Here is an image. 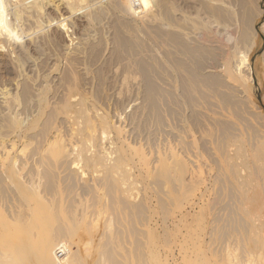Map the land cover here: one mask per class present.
I'll use <instances>...</instances> for the list:
<instances>
[{
	"label": "rangeland",
	"instance_id": "rangeland-1",
	"mask_svg": "<svg viewBox=\"0 0 264 264\" xmlns=\"http://www.w3.org/2000/svg\"><path fill=\"white\" fill-rule=\"evenodd\" d=\"M16 1L0 0L3 13L0 20L6 16L8 19L2 20L10 23L9 28L17 27L19 35L16 36H21L17 41L8 31L7 38L11 40L6 41V30L5 35L2 30L5 27L0 26V93L6 88L5 97L9 100L8 103L0 94V132L11 131L16 118L23 125L30 124V129L33 126L30 134L34 137V146H26L27 140L23 145L18 143V149L24 153H30L38 141L41 143L48 136L43 133H50L55 125L72 133L74 145L60 157L70 161L67 172L62 174L63 186H69L64 187L65 193L73 191L66 199L94 203L97 192L89 187L97 182L113 218L111 230L104 234L99 233V226L93 227L94 231L89 228L91 232L86 233L88 227L84 221L72 219L67 223L66 218L60 217L59 240L71 246L83 240V253H90L94 260L102 249L100 246L108 247L115 256L107 264H169L173 257L176 264H187L179 253L182 247L190 249L187 251L192 259L190 264H230L231 261L232 264H264V0H169L171 18L181 24L201 29L218 25L219 31H223L229 20H239L234 33L243 41L240 48L245 55H250L248 41L259 33L262 45L242 68L252 78L245 87L226 81L220 70L208 68L218 54L223 56L225 43L217 51L207 45L188 47L187 39L178 38L175 29L166 24L168 21L158 27L167 36L154 39L150 30L122 10L121 0H91V6L83 9L85 4L82 6L81 0V3L77 0L78 9L65 12L63 8L58 13L44 0ZM42 5L46 6L48 15L44 28L38 30L30 24L28 15L29 9ZM60 13L63 14L60 16ZM188 49L186 53L184 50ZM102 113L114 118L124 130V138L138 152H148L150 163H157L158 152L171 156L173 150L187 168L200 170L208 185L206 192L199 190L204 192L202 202L198 199L201 198L199 191L196 198L190 196L194 193L189 190L192 184L168 198L165 192L180 183L177 180L183 170L176 168V172L171 166V171L164 172L155 167L151 179L139 177V187L143 192V188L155 184L157 195L151 201L157 211L156 227L140 224L146 219L140 212L141 191L122 169L125 165L111 129L100 125ZM100 170L105 171V177H100ZM172 170L176 172L173 177ZM50 179L47 187L52 188L57 178ZM160 184L164 185L159 187ZM111 185L116 186L112 189ZM116 194L125 202L122 218L118 210L112 209ZM192 198L199 202L194 210ZM202 205L205 206L201 208ZM66 209L70 211V207ZM144 213L148 215L149 211ZM184 213L190 215L185 224L174 225V218L178 220ZM104 221H101L103 225ZM224 240L229 241L234 252L225 250ZM87 241L90 243L86 244ZM217 250L223 257L226 252L228 255L233 252L234 258L227 255L217 262L220 259V255L216 256ZM171 251L173 254H169ZM153 252L158 253L156 258ZM159 254L161 258L166 254L164 257L168 259L158 263ZM94 260L90 264L101 262Z\"/></svg>",
	"mask_w": 264,
	"mask_h": 264
},
{
	"label": "bare ground",
	"instance_id": "bare-ground-1",
	"mask_svg": "<svg viewBox=\"0 0 264 264\" xmlns=\"http://www.w3.org/2000/svg\"><path fill=\"white\" fill-rule=\"evenodd\" d=\"M17 1H16V3H17ZM31 1H33V0H31ZM44 1L47 5L51 3L53 5L54 9L57 11V13L60 12L61 9H63V8H65V12L66 11L68 12V9H70L71 11H74V10H76V8L78 6H80V5H76V3H78V2H76L77 0H44ZM90 1L91 0H81L82 6H83V4H85L87 6V7H84L85 6L84 5L81 9L90 7L91 6L90 4L92 3V2L90 3ZM40 2H42V1H40ZM79 2H80V0H79ZM20 3H22V2H20ZM121 3H122L121 4L122 10L125 13L131 15L138 22H140V24L143 27L150 30L152 32V35H153L152 38H154V39H160V38H163L164 36H167L168 33L165 34V33L159 32L158 27L161 24L165 23L164 21H168V23H166V24L168 25V27H170V29H171V27L175 29L174 33H176L178 38L183 37L184 39H187V41H188L187 43H189L188 47L207 45V46L211 47L213 50L217 51L218 49L221 50V45H223L225 43V50H224L225 52H224L223 56L220 57V55L218 54L219 57L216 56L215 59L212 58L213 60L209 62L208 68H210L212 70H214V69L220 70L223 73L225 80L228 82H233V83L237 84L238 86L243 85L242 87H245L246 84L248 86L250 85L252 78H250V76H248L249 74L248 75L244 74L242 72V68L246 63H248V61L250 60V56H252V54H254L255 52H257L260 49V47L262 45V37L259 35V33H255V37H253L251 39V41H248V42H250V45H251L249 47L250 49H248L250 51V55L248 56V55L243 54L245 51L242 50V46L240 48V44L243 45L244 43H243V41H240L241 39L240 40L237 39V37L234 33L235 29L238 30V26H239L238 23H240V22H238L239 20H237L236 18L229 20L228 23H226L224 25L223 31H219L218 25L216 27L211 26L208 29H201V28L196 27V25H192V24L191 25H185L184 23L181 24V23L173 20L172 19L173 17L171 18L173 11L170 7V1L169 0H147V7L145 6V0H121ZM11 4H12V2H11ZM43 5L39 6V7L35 6L34 9L32 8L33 10L29 9V10H31V12L29 13L30 15H28V16H30L28 18L31 19V20H29V22L31 21L30 24L33 23L35 28H37L38 30L44 28L43 27V25H45L44 19L47 20L46 16L48 14H46L47 11H45L46 6H44L45 7L44 8ZM25 8L27 9L26 6H25ZM6 10H5V12H6ZM0 12H1L0 16H2L3 13H2V11H0ZM22 12H25L24 9ZM65 12H64V14H65ZM61 14H63V13H60V16H61ZM4 15H6V13H4ZM14 15H16L15 12H14ZM24 15H26V14H24ZM4 17H6V16H3L1 18L4 19ZM8 17H10V16H8ZM232 17L233 16H231V18ZM22 18L26 19V17H22ZM2 19L0 20V26H1V28H2V26H3V28L5 27V29H2L3 32L5 30H6V33L8 31H10L9 35L10 34L13 35L12 39H14V37H16V39H17L19 37L18 36L19 32L17 30V27L15 28L12 26L9 28L10 23L7 24L5 22V20H2ZM16 19H19V18H16ZM69 19H67V20H69ZM50 21H51V19L48 22H50ZM185 22H187V21H185ZM61 23L63 26L65 25V22L61 21ZM188 24H190V23H188ZM217 24H218V22H217ZM66 25H68V24H66ZM214 25H216V24L214 23ZM247 25H249V24L247 23ZM64 27H67V26H64ZM237 30H236V32H237ZM6 33L4 32V35ZM16 34H18V35L16 36ZM9 35H8V33H7V35H5L6 41L11 40L10 37H9L10 39L7 38V36H9ZM5 40H4V42H5ZM248 40H250V39H248ZM17 41H18V39H17ZM121 42H120V44H121ZM185 42H186V40H185ZM12 43H13V41H12ZM184 51L186 53H188L189 49L184 50ZM248 86H246V90H247ZM5 89L4 90L2 89L4 92L3 93L1 92L3 94L1 97L4 96V99L6 100L8 98L5 97L7 95V93L5 92L7 89L6 90ZM8 95H9V92H8ZM14 100L17 101V98L16 99L14 98ZM102 114L104 116L99 119V123L102 127L107 126L109 129H111L112 133L114 134L113 140L118 146V149H119L118 153H119L120 157L123 159V163L125 165V169L122 167L125 175L132 181V184H134L138 188V190L141 191V194H139L141 197V200H142V208H141L140 212H141V215L142 214L146 215L145 216L146 219H144L143 222H141L140 224H142V225L144 224V226L146 225V227L147 226H150V227L153 226L152 229H155V227H156L157 211L155 210V205L151 201V198H153L157 195V193L155 194V190H156L155 184H152V185H154V187L151 184H149L148 186L143 188V192L139 187L140 186L139 185V177L142 176L145 179L150 178L151 176H153L155 167H157L158 169H162L161 171H164V172L171 171V170H169L171 166H174L173 170L175 169V171L177 169H179V171L183 170L182 173L180 174V176H178V180H177L180 183L177 182V184H174L172 188L169 187L168 190L165 192V194L168 198L174 197V194L177 193L178 190L180 192V189L187 188L190 184H192V186L190 185L189 187H192V188L189 190L191 193L194 192V193L190 194V196H192V197L195 196V198H196V192H198L199 190L200 191L204 190V192H206L205 189L208 187V185L206 184V180L203 179V173L200 170L196 172L194 170L192 171L189 168H187L186 163L182 160V158H180L179 154L174 153L173 150H171V156L169 154H168L169 156L166 154L162 155L161 152H158L157 156L156 157L154 156L155 159L158 158L157 163H155V164L150 163L148 155H147L148 152L147 153L144 151L138 152L136 146L133 145L132 142H129V141H127V139L124 138V136H123L124 130L122 129V127L120 125H118L114 121V118L112 119L110 114H107V113H102ZM14 124H15V126H14ZM14 124H13L14 127L12 129H10L11 131H8V133L0 132V264H90V263H93L91 261L94 260V258H93L94 256L92 258H90V255H89L90 253L86 254V252L83 253V251H82V243L84 244L83 240H81V242H82L81 244H80V242H78L76 245H73V246L65 243L64 241L61 242L59 240L60 236H62L61 235L62 233L60 230V221H59L60 217H62L64 219L66 218L67 223H70V221H72V219L73 220L77 219L80 222L84 221L83 223L86 224L85 227H88L86 229V233H88L87 230L89 228H92V230H93V227L96 228L99 226V228H100L99 233L104 232V234H105L107 231H110L112 226H113V224H112L113 218L111 217V214L109 213V209H108L109 204H108L107 200L105 199V196L100 193V189H99L97 182L92 183L89 187V188H91L92 191H95V193L97 192L98 197L96 196L97 200L94 201V203H92V204L86 203L85 199H83V200L80 199V200H78L79 202L75 201L78 198L74 199V201L78 202V203H74V201L72 202L73 199L72 200L70 199L71 201L69 199H66L68 195L69 196L72 195L73 191H70V189H69V190H67V192L70 191L71 194L65 193L66 192L64 189L65 186H63V183H65V182L63 181L64 177L62 176V174L67 172L70 161L67 158L62 160V159H60V157L62 156V154L67 149L71 148L74 145L72 133H70V134L66 133L63 130V127L61 125H55V126L51 127V128H53V130L50 129V130H52L50 133H47V132L43 133L44 135L48 134V136H46V138H44V139L41 138L43 142L41 141V143H40V141H38V143L35 144V147L31 148L32 150L30 149V153L29 152L24 153L23 149H21V150H20V148L18 149V147H19L18 143L21 142V144H22V142L27 140L24 143L26 146L29 147L30 145H33L34 137L32 134H30V131L33 128V126L32 127L30 126L31 127V129H30V128H28L30 124L29 125H23V123L22 122L20 123L19 119H17V118L15 119ZM47 129H48V127H47ZM43 134L41 137H44ZM38 140H40V139H38ZM240 141H239V143H240ZM242 146H243V144H242ZM21 151H23V152H21ZM26 151H28V150H26ZM154 152H155V150H154ZM244 153H245V150H244ZM155 154H156V152H155ZM230 158H232V157H230ZM189 161H191V160H189ZM184 167H186V168H184ZM175 171H173L174 172L173 175L170 174L171 172H169L168 175H171L173 177L177 172V171L176 172ZM105 174H106L105 171L100 170V177H105ZM66 176H67V173H66ZM176 177H177V175H176ZM50 178H53V179L57 178L56 181H54L52 188L47 187L49 185V184H47V182L49 180L52 181V179H50ZM67 178L68 177H66V179ZM66 179H65V181H66ZM50 181L48 183H50ZM150 181L154 182L153 179ZM153 182H151V183H153ZM160 183H163V182L161 181ZM255 183H257V182H255ZM51 185H52V183H51ZM116 185H111L112 189ZM161 185L162 184H160L158 186L161 187ZM65 188H69V186H67ZM208 190H209V188H208ZM200 191H199V193L201 195V198H198V199H201V202H202V200L204 199V197H202L204 192H200ZM65 194H67V195H65ZM69 198H71V197H69ZM115 198L116 199L113 202L112 209L118 210L120 212L119 215L122 218L121 214L124 213V210H125L124 203L125 202L120 199V196L118 194H116ZM245 198H246V196H245ZM192 199L195 202V199L194 198H192ZM67 200H69V202ZM249 200H251V199H249ZM207 201H209V200H207ZM198 203L199 202L196 201L193 204L192 210L196 209V205ZM247 203H248V201H247ZM66 204H67V206H66ZM74 204H78V205L76 206ZM120 204L122 206H120ZM203 206H205V205H202L201 208ZM65 207L66 208L70 207V211L67 210ZM247 208H248V206H247ZM144 210L149 211L148 215L144 213ZM244 210H245V206H244ZM250 212H249V215H251L253 217V214H250ZM256 213H257V211H256ZM78 215L81 218H79ZM188 215L189 214L184 213L183 215L182 214L180 215L181 217L178 220H177V218H174L173 224L176 225L178 222L185 224V221H187ZM241 218L243 220L242 216H241ZM241 218H239V221L241 220ZM263 218H264V216H263ZM103 219H105V221L103 222L104 225L101 223V221H103ZM85 220L86 221L89 220V221L85 222ZM166 220L167 219H165V221ZM251 221H252V218H251ZM253 221H254V218H253ZM179 223H178V225H179ZM254 223H252L251 226H253ZM260 224H262V223H260ZM239 226H240V223H239ZM262 227H264V226H262ZM262 227H260L261 230H263ZM99 228H98V230H99ZM175 228H176V226H175ZM175 228H173V229H175ZM98 230H96V231H98ZM245 230H247V229H245ZM74 231H73V234L75 233ZM88 231L91 232V230H88ZM253 231L255 232L254 229L252 230V232ZM90 232H89V234H90ZM238 233H240L239 230H238ZM115 235L117 237H119V234L115 233L114 236ZM223 237H224V234H223ZM254 237H256V239H257L256 235ZM224 239H226V237ZM226 241L224 243L225 250H227L228 248L230 249V245H231L228 243L229 241L228 242H226ZM88 243H90V242L87 241L86 244H88ZM254 243H255V241H254ZM250 244H253V243H250ZM256 244H258V241L256 242ZM255 246L256 245L254 244V247ZM100 247H102V249L98 250V252L96 253L95 256H97V257L94 260V262H97V261L100 262L101 261L102 264H107V262H109L110 259L112 261L113 256H115L112 253V251L107 249L108 247H106V248H105V246L104 247L100 246ZM186 248H184V247L180 248L179 253L181 254V258L185 259L187 261V264H190L192 259L189 257L190 255H188V253H187V251H189L190 249L187 250ZM171 249H172V247H171ZM261 249H259L260 252L263 251ZM173 251H171V253H169V254H173L172 253ZM230 251L234 252V250H232V249H230L229 252ZM168 252H170V247H169ZM233 252H231L232 255H233ZM257 252L258 251H256V253ZM226 253L228 255V252H226ZM98 254H100V255L98 256ZM156 254L158 255L157 252H156ZM156 254H154V252H153V256L155 258H156V256H155ZM166 254H168V253H166ZM216 254H217L216 256L220 255V259L217 258V262L218 261L221 262L222 260L226 259V257H227V255L225 257H223L222 254H220V252L218 250L216 251ZM248 254H251V253L249 252ZM253 254H254V252H253ZM232 255H230V256H232ZM243 255H241V256L243 257ZM159 256H160V258L159 259L157 258L159 260L158 263L163 258L168 259V256L167 257L163 256V258H161L162 255L159 254ZM251 256L252 255H250L249 257H251ZM173 258H174V260L172 262H170L169 264H176V259H175L176 257H173ZM230 258L231 257H229L227 259H230ZM232 258H234V256H232ZM232 258L230 259V261L232 260ZM91 259H93V260H91ZM205 259L207 260V257ZM240 260H238V261H240ZM162 261H161V263L164 262V261L163 262ZM226 261L229 262L228 260H226ZM154 262L157 263V261H155V260H154ZM165 262H167V261H165ZM232 262L233 261H231L230 264H232ZM234 262H235V260H234ZM211 264H215V263L211 262ZM234 264H241V263L236 262Z\"/></svg>",
	"mask_w": 264,
	"mask_h": 264
},
{
	"label": "snow or ice",
	"instance_id": "snow-or-ice-1",
	"mask_svg": "<svg viewBox=\"0 0 264 264\" xmlns=\"http://www.w3.org/2000/svg\"><path fill=\"white\" fill-rule=\"evenodd\" d=\"M145 6L147 7V0H145Z\"/></svg>",
	"mask_w": 264,
	"mask_h": 264
}]
</instances>
